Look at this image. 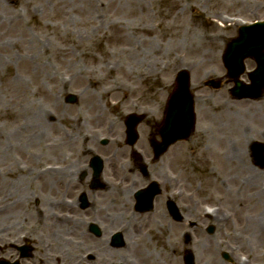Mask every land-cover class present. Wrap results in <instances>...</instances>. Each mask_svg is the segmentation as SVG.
Wrapping results in <instances>:
<instances>
[{"label":"rangeland","instance_id":"rangeland-1","mask_svg":"<svg viewBox=\"0 0 264 264\" xmlns=\"http://www.w3.org/2000/svg\"><path fill=\"white\" fill-rule=\"evenodd\" d=\"M89 1L95 4L90 6ZM130 1L142 3L135 5ZM138 7L144 8L145 13ZM99 16L108 19L106 24L120 22L123 31L138 40L141 55L137 65L123 57L121 45L109 29H100ZM263 19L264 0H0V208L13 209L21 202L29 217L13 215V221L8 220L12 221L7 226L14 231L13 236L21 231L20 223L34 237L45 233L39 210L44 213L45 202L56 197V193L50 195L46 189L45 171L47 164L61 161L52 157L57 144L90 147L95 141L91 135L106 134L109 125L122 132L130 110L141 113L165 107L177 72L187 68L196 97L198 124L193 139L172 150L178 156L176 170L182 174L179 187L186 191L180 206L211 205L215 210L213 223L231 222L223 249L236 261L264 264V231L250 233L255 229L256 215L262 217L264 225V208L251 201L237 202L245 192L233 180L236 171L228 172L224 166L228 157H233L234 162L245 161L256 172H264V168L256 166L252 157L250 147L254 141L247 142L241 134L237 138L232 133L234 129L226 130L227 116L222 117L219 110L209 107L216 105L219 94L233 104H243L247 110L253 107L255 116L242 118L241 127L245 135L264 144V125L258 117L261 112L264 114V92L255 100L234 99L230 93L232 79L223 65L226 47L238 36L239 27ZM111 61L122 62L125 68L135 65L144 71L139 93L122 109L114 107L116 98L101 91L113 82L114 76L123 79L120 72H106ZM254 68V61L247 60L241 80L248 83L247 73ZM151 74L157 76H148ZM210 79L224 80L225 87L215 90L205 86ZM88 89L92 98L87 97ZM69 94L77 96L76 104L65 102ZM32 108L52 113L45 122L55 123L54 129L38 127L31 120ZM238 109L242 108L238 106L234 113ZM161 115L159 110L155 118L146 122H158ZM236 116L240 119V115ZM80 119L92 125L77 130ZM223 132H227V139L220 145L217 138ZM76 133L82 139H71ZM228 140L233 150L230 155L225 147ZM10 147L13 152L8 151ZM200 151L209 153L206 162ZM190 193L195 202L187 198ZM36 238L40 240L38 249L49 245L40 236ZM181 246L184 250V244ZM51 248L54 251L55 245ZM219 259L211 250L210 264H217Z\"/></svg>","mask_w":264,"mask_h":264},{"label":"flooded vegetation","instance_id":"flooded-vegetation-1","mask_svg":"<svg viewBox=\"0 0 264 264\" xmlns=\"http://www.w3.org/2000/svg\"><path fill=\"white\" fill-rule=\"evenodd\" d=\"M155 117L145 116L135 142L127 140L125 128L110 129L106 137L91 135L90 147L70 144L54 153L61 167L46 180L49 186L56 183L48 189L56 197L44 204L45 233L36 234L49 245L38 249L39 239L23 230L24 223L13 236L7 225L16 211L1 212V220L10 216L0 222V264H184L182 244L195 249L196 264H210L212 246L227 241V227L218 229L196 206H180L178 156L173 151L156 156L162 115L158 122H146ZM89 125L81 120L78 129ZM146 190L152 205H146ZM170 205L180 215L174 217ZM20 207L21 219L27 218Z\"/></svg>","mask_w":264,"mask_h":264},{"label":"bare ground","instance_id":"bare-ground-1","mask_svg":"<svg viewBox=\"0 0 264 264\" xmlns=\"http://www.w3.org/2000/svg\"><path fill=\"white\" fill-rule=\"evenodd\" d=\"M130 2H131V4H135V5H139L140 3H142L141 1H130ZM89 4H90V6H93L95 4V1H89ZM138 9L141 13H145L144 8L142 10L140 7H138ZM104 17L99 16L100 23H101V24H99L100 29H101V26L109 29L112 32L111 34L113 35V38L120 43V45H121L120 48H122V49H119V50L121 51L123 57L126 60L131 59V62L134 63L135 65H137L138 64L137 59H139L140 58L139 56L141 55L140 43L138 42V40L134 36H132V38H130L127 35V33L125 31H123V28L120 26V22H118V21L112 22L111 21V23L107 22V24H106V21L108 19L105 20ZM97 29H99V28L97 27ZM135 65L129 66L128 68H125L124 63L113 62V61L109 62L106 65V70H107L106 72L107 73H109L110 75H113V74L120 72L121 76L123 77V79L119 80V79H117V78H119L118 76H114L115 78H114L113 82L111 84H109V86L107 88H103L101 90L103 95H106L112 99L116 98V101H114L115 102L114 107L117 109H122V106L126 102L134 100L135 96L139 93L140 86H141L140 80H141V78L143 79V77H144V71L140 67H137ZM148 76H152V74L148 75ZM156 76L153 75L152 77H156ZM86 92L88 94V96H87L88 98L93 97V95L90 94V89L86 90ZM117 95H118V97H117ZM119 97H121V98H119ZM261 105H262V109H264V103H261ZM238 106L241 107L242 109H238V110H236L237 113H234V109H236ZM56 109H57V107H56ZM217 109L219 110L220 115L222 117L227 116L226 118L228 121H227V125L225 127L226 130L231 132L234 129L235 132H232V133H234V135L237 138H240V134H241V136L246 137L247 142L253 141L254 137L253 136L250 137L249 134L245 135L244 131L241 127V123H242L241 119L242 118H248V117L253 116V115L255 116V111H252L253 107H252V110H250V109L247 110L244 108L243 104H233V102L229 98H226L225 96H223L220 100H218ZM212 110L214 111L215 107H212ZM229 110L231 111V113L228 112ZM241 110H242V112H241ZM31 111L33 112L31 114L32 115L31 120L34 123L35 122L38 123V125H37L38 127H40L42 130H44L45 127L50 128V126H51L52 130L54 129V127L56 126L55 123L49 122L50 124L47 125V122H45L46 121L45 117L48 114L51 116L52 113L47 112L45 114V111L43 109H40V108H35L34 111L32 108ZM236 115H240V119H238L239 117H237ZM259 115L260 116H258V117L260 118L261 123L264 125V114H262V112H261ZM218 119H223V118H218ZM220 130L223 131L224 127L222 126V128ZM263 133H264V131H263ZM225 136H227V132H223L217 138V143L222 145L224 140L227 139ZM228 142H229V140L226 141L225 144ZM225 147L227 148L229 155L233 154V150L231 148V142H229L227 145H225ZM10 150H11V147H10V149H8V151L13 152V148L11 151ZM206 151H207V149L205 150V152ZM205 152L200 151L199 155L204 157L205 162H206L207 161L206 159H207L209 153H205ZM221 155H223V153ZM229 155H227V153H226V158ZM228 159H229V162H227V164L225 163L226 165L224 166V168L228 172L230 170H232L234 172L236 171L237 175L235 177H233V180H234L235 184H238L240 186V189L245 192V196L243 198L239 197L237 199V202L238 203H246L247 201H251V202H254L258 208L263 209L264 208V201H263V197H264V172L254 171L253 169H251L249 164H247L245 161L239 160L237 162H234L233 157L232 158L228 157ZM250 172L252 174H249ZM243 174H246L245 178H244ZM247 174H249V175H247ZM54 184H56V183L54 181H52L50 183V186H49L48 181H47L46 188L54 190L56 187ZM1 201H0V204H1ZM20 205H21V202L18 203V205L14 208L16 210L14 216H17V215L23 216V213H22L23 211L21 210ZM39 213H41V216H42L43 212L41 210ZM8 216H10V214L7 215L2 220L5 222ZM257 216L258 215H256L255 218L253 219V221L255 222V229H253L254 228L253 224H252V226L250 225L253 229V231H250L251 234H255V233L261 234L264 231V225L261 222L262 217L260 218V216H258V217ZM0 218H1V216H0ZM9 218H11V217H9ZM2 220L0 219V222H3ZM52 234L54 236H56L57 232L55 231ZM257 243L261 244L263 242L258 241Z\"/></svg>","mask_w":264,"mask_h":264},{"label":"water","instance_id":"water-1","mask_svg":"<svg viewBox=\"0 0 264 264\" xmlns=\"http://www.w3.org/2000/svg\"><path fill=\"white\" fill-rule=\"evenodd\" d=\"M247 57H254L258 62V70L250 75L252 81L251 86H245L241 82H236L234 93L238 98L243 97H257L261 94L264 88V23L253 27H245L241 29V36L239 39L234 40L228 48L225 56V64L230 71V76L238 78L243 73V60ZM179 90L172 97V102L178 103L179 107L187 102L190 107V122L188 121L187 127L190 129L194 122L192 96L188 90L189 88V75L184 72L179 76ZM75 97L71 96L69 102L74 103ZM186 105L181 109H185ZM185 116L184 110L176 109L174 112L167 116V123L164 128V142L167 144L173 143L178 139H183L187 136L186 131L182 130V120ZM132 121H130V124ZM187 129V132L190 130ZM256 151H262L263 147L258 144L254 148ZM261 155V154H260ZM261 166H264V160L261 157ZM149 198L151 196L149 195ZM187 264H193V259L187 258Z\"/></svg>","mask_w":264,"mask_h":264}]
</instances>
